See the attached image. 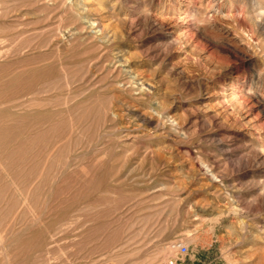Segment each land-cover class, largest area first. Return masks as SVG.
Masks as SVG:
<instances>
[{"label": "rangeland", "instance_id": "374dc122", "mask_svg": "<svg viewBox=\"0 0 264 264\" xmlns=\"http://www.w3.org/2000/svg\"><path fill=\"white\" fill-rule=\"evenodd\" d=\"M0 235V264H264V0H0Z\"/></svg>", "mask_w": 264, "mask_h": 264}, {"label": "bare ground", "instance_id": "6f19581e", "mask_svg": "<svg viewBox=\"0 0 264 264\" xmlns=\"http://www.w3.org/2000/svg\"><path fill=\"white\" fill-rule=\"evenodd\" d=\"M85 22H86V23L89 25V27H91L92 29L95 28V22H94V21H92V20H88V19H87ZM96 27H97V26H96ZM95 29H96V28H95ZM98 32H99V31H98ZM139 82H140V81H139ZM137 83H138V82H137ZM136 86H137L138 89H142V88H144V83L141 82V83H139V84L136 85ZM0 236H1V235H0ZM0 239H3V238L1 237ZM0 242H1V241H0ZM2 242H3V241H2ZM2 242H1V243H2ZM177 244H178V243H177ZM175 246H176V245H174V247H175ZM171 247H172V246H171ZM175 248H176V247H175Z\"/></svg>", "mask_w": 264, "mask_h": 264}, {"label": "built area", "instance_id": "2783aa9c", "mask_svg": "<svg viewBox=\"0 0 264 264\" xmlns=\"http://www.w3.org/2000/svg\"><path fill=\"white\" fill-rule=\"evenodd\" d=\"M187 246L186 245H181L180 246V250L182 251V252H186L187 251Z\"/></svg>", "mask_w": 264, "mask_h": 264}]
</instances>
